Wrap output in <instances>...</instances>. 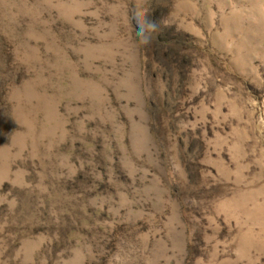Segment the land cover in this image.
<instances>
[{"label":"rangeland","instance_id":"rangeland-1","mask_svg":"<svg viewBox=\"0 0 264 264\" xmlns=\"http://www.w3.org/2000/svg\"><path fill=\"white\" fill-rule=\"evenodd\" d=\"M0 264H264V0H0Z\"/></svg>","mask_w":264,"mask_h":264},{"label":"clouds","instance_id":"clouds-1","mask_svg":"<svg viewBox=\"0 0 264 264\" xmlns=\"http://www.w3.org/2000/svg\"><path fill=\"white\" fill-rule=\"evenodd\" d=\"M132 19L136 22L137 35L141 38V42L148 44L151 42L150 33L157 30V25L153 22H149L146 19L141 20L139 15L133 13Z\"/></svg>","mask_w":264,"mask_h":264}]
</instances>
